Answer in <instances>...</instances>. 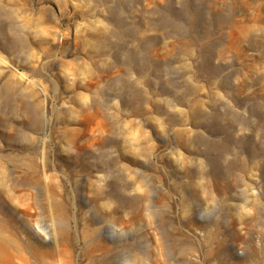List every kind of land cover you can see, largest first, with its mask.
<instances>
[{
  "label": "rangeland",
  "instance_id": "374dc122",
  "mask_svg": "<svg viewBox=\"0 0 264 264\" xmlns=\"http://www.w3.org/2000/svg\"><path fill=\"white\" fill-rule=\"evenodd\" d=\"M0 264H264V0H0Z\"/></svg>",
  "mask_w": 264,
  "mask_h": 264
},
{
  "label": "bare ground",
  "instance_id": "6f19581e",
  "mask_svg": "<svg viewBox=\"0 0 264 264\" xmlns=\"http://www.w3.org/2000/svg\"><path fill=\"white\" fill-rule=\"evenodd\" d=\"M0 256H8L7 248L4 243H0Z\"/></svg>",
  "mask_w": 264,
  "mask_h": 264
}]
</instances>
